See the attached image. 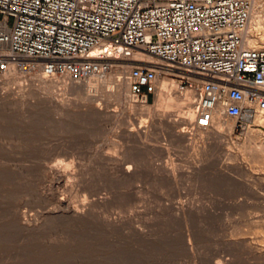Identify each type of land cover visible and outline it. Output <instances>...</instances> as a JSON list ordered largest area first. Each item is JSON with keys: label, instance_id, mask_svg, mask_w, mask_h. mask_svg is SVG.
I'll return each mask as SVG.
<instances>
[{"label": "rangeland", "instance_id": "374dc122", "mask_svg": "<svg viewBox=\"0 0 264 264\" xmlns=\"http://www.w3.org/2000/svg\"><path fill=\"white\" fill-rule=\"evenodd\" d=\"M19 77L0 79V264H264V154L242 153L264 142L255 117L224 120L218 143L174 142L105 93L91 112L70 81L39 92ZM143 120L138 144L125 134ZM60 200L87 218L55 216Z\"/></svg>", "mask_w": 264, "mask_h": 264}, {"label": "built area", "instance_id": "2783aa9c", "mask_svg": "<svg viewBox=\"0 0 264 264\" xmlns=\"http://www.w3.org/2000/svg\"><path fill=\"white\" fill-rule=\"evenodd\" d=\"M254 2L0 0V79L12 67L72 81L125 69L136 104L189 102L183 134L254 122L264 114V48L244 46Z\"/></svg>", "mask_w": 264, "mask_h": 264}, {"label": "bare ground", "instance_id": "6f19581e", "mask_svg": "<svg viewBox=\"0 0 264 264\" xmlns=\"http://www.w3.org/2000/svg\"><path fill=\"white\" fill-rule=\"evenodd\" d=\"M255 4H256V2H254V9H253V12L251 15L248 30H247L246 35H245L246 39H245V45L244 46H245V48H249V49L264 48V31L261 30V18H260L261 16L260 15H259L260 17L257 16V14H256L257 12H255ZM261 31H263V32L261 33ZM126 72H127V70L121 69V70L113 71V72H111L107 75H104L102 77L89 78V79H85V80H78L77 82H75V81L67 80V79L48 80L40 72H24L23 73V72L18 71V69H15L14 67H12L11 73L9 75L5 76L4 78H6V81L9 84V83L18 82V80L21 79L19 77L20 75H27L28 76L27 78H29L34 83L38 82L39 85L35 88H39L38 89L39 92L44 90V89L47 90L50 88H56L60 85L65 86L66 83H68V81H70V82H72L73 88L78 92L80 100L83 102V103L79 104V105H81L80 109L86 108V109H88V111L95 112L96 108L94 107V103H95L96 99L94 98L93 93L94 92L98 93L100 91V93L101 92L103 94L105 93L104 95H106L105 97H107L108 100L109 99L115 100V102L124 106V108H126V110L139 111L140 113H138V114H140L139 117H141V119L144 116L149 117L148 119H150V122L152 123V125L150 124L151 125L150 127L152 128V130L150 131L151 133H154V132L156 133L158 131H161V133L164 132L163 134H165V132H166L174 142H176V141H184V142L185 141H201V142H208V143L209 142L210 143H215V142L218 143V141H220V139L222 138V136H221V131L223 130L222 127L224 126V122H225L223 118H219L216 125L212 129H208V130L196 129L188 135H184V134L180 135L179 134L180 132H176V129L179 127H182V126L190 127L191 120L193 118V110H192V107L189 105V102H187L184 99V97H181L180 95H178L176 93H172V94H162L160 96V98L156 101L155 105H153V106L144 107V106L138 105L135 102H133L130 98L129 86H128V83L125 81ZM109 75H113V76H111L109 79L108 78ZM36 85L37 84L33 85V87ZM35 88L33 89V91L37 92V91H35ZM174 89H176L175 86H174ZM50 90H52V89H50ZM0 97H2V95H0ZM186 97H187V100H191V98L193 96L190 93V94L186 95ZM73 105H75V103ZM67 106H69V107H67ZM77 106H78V104H77ZM65 107L69 108V110H70V108H72L70 104H65V102L60 104V108H64L65 109L64 111L67 110V108H65ZM169 111H173V112L170 113ZM114 117H116V115H114L113 118ZM254 117H255V121L257 123L264 125V114L257 113V114H255ZM124 121H125V119H124ZM118 122H120V121H118ZM138 122H140V121H138ZM141 123H142L141 126L142 125L144 126V124H143V123H145L144 120ZM143 126L141 127V129L139 127V129H138L139 132L136 133V135H130L127 133V134H125L126 137L129 138L130 140L132 139L133 141H135V143L137 142L138 144H140V143L143 144L142 140L147 141V136L149 138V135H147V132H143V129H144ZM148 127H149V125L147 126V129H148ZM145 129H146V127H145ZM144 131H147V130H144ZM181 132H183V130ZM254 133L251 131H248V134H250V137H252L253 140H254V138L255 139L258 138V135L256 136ZM252 138H251V140H252ZM146 143L149 144L148 142H146ZM228 145H229V143L227 142L224 145H221L222 146L221 148L223 150H227L228 148L226 149L223 146H228ZM146 146L147 145H145L144 147H146ZM242 149H243L242 153L243 154L245 153L244 155H246V153H247L253 159H259V158H262L263 157L262 155L264 154V142L261 143L259 147H258V144H255L253 146L244 145ZM227 152H229L230 156H234V157L237 156L235 152L231 151V148L229 150H227ZM238 155H240V154H238ZM245 164L247 165V163L245 161H243L242 165L246 166ZM129 173H130V170H127L126 174H129ZM65 179H66L65 175H60V181H64ZM60 209H61V211L59 213L55 214V216L58 215L60 217L68 218V219H71L74 221H79V220H83V219L87 218L88 213H86L85 210L79 211L77 208L68 204L65 200H60ZM87 212H88V210H87ZM18 224L27 230L28 229L32 230L34 228V227L30 226L29 224H26L21 218L18 219Z\"/></svg>", "mask_w": 264, "mask_h": 264}]
</instances>
